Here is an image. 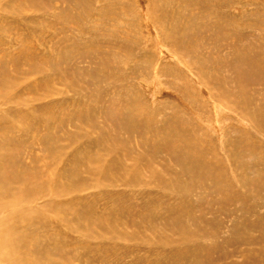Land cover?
Instances as JSON below:
<instances>
[{"label": "rangeland", "instance_id": "obj_1", "mask_svg": "<svg viewBox=\"0 0 264 264\" xmlns=\"http://www.w3.org/2000/svg\"><path fill=\"white\" fill-rule=\"evenodd\" d=\"M4 224L2 264H264V0H0Z\"/></svg>", "mask_w": 264, "mask_h": 264}, {"label": "bare ground", "instance_id": "obj_2", "mask_svg": "<svg viewBox=\"0 0 264 264\" xmlns=\"http://www.w3.org/2000/svg\"><path fill=\"white\" fill-rule=\"evenodd\" d=\"M57 212V211H56ZM9 232V233H7ZM4 235H0V264L1 261H10L11 258H10V250H8L6 247L9 246L8 244L12 245L10 247L13 248H16L15 244L17 243L15 240H13L12 238H15V236H10V233H12V230L10 228V226L8 224H4V227L3 229L0 230V234H3ZM18 237V236H17ZM45 247H47V245H45Z\"/></svg>", "mask_w": 264, "mask_h": 264}]
</instances>
